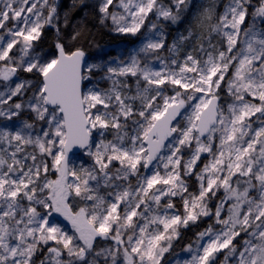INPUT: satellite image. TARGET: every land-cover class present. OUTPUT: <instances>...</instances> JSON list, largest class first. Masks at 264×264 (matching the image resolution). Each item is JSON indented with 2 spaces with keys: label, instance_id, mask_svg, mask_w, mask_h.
I'll return each instance as SVG.
<instances>
[{
  "label": "snow or ice",
  "instance_id": "1",
  "mask_svg": "<svg viewBox=\"0 0 264 264\" xmlns=\"http://www.w3.org/2000/svg\"><path fill=\"white\" fill-rule=\"evenodd\" d=\"M219 4L0 0V264H264V0ZM89 7L138 42L37 51Z\"/></svg>",
  "mask_w": 264,
  "mask_h": 264
},
{
  "label": "rangeland",
  "instance_id": "2",
  "mask_svg": "<svg viewBox=\"0 0 264 264\" xmlns=\"http://www.w3.org/2000/svg\"><path fill=\"white\" fill-rule=\"evenodd\" d=\"M65 2V3H64ZM210 2V0H195V3H200V4H205L207 5ZM63 3L65 6H67L68 4V0H63ZM253 3L255 4V0H253ZM222 6H223V0H220V4L219 7L217 9V11H222ZM87 13L88 10H86ZM83 16V12H78V14L73 17V22H81L79 20V18ZM88 16V15H87ZM154 18V17H153ZM85 23V21H83ZM110 23V22H109ZM190 24H194V21L192 20V16L191 13H189L186 16V19L183 23L179 24V25H171L173 27V29L168 28V42L170 43L172 40V37L177 33V32H182L185 30V28H187ZM105 29L109 32V34H113L116 35L118 37H123L125 38L124 42L119 43L118 45H115L113 47H108V48H102L96 45L95 40L91 39L90 42H88V47L91 49V54L87 55L89 62H94L99 60L100 58H106L108 55L113 54L121 49H127V48H131L133 47L137 42H138V37H132L131 35H122V34H117L113 31L110 30V28H106ZM73 32V27L72 24L70 23L68 27H63L62 26V30H61V34H60V39L64 42V43H68L71 42V34ZM93 42H95L93 44ZM46 54V56L51 57L53 53H48V52H44ZM21 72L19 74L21 79H33V77L31 76V74L29 73H24ZM107 83H102L101 87H107ZM2 90V89H0ZM27 97H22V98H14V100H19V99H26ZM11 103V102H10ZM20 120H31L32 119V115L30 112L28 111H24L21 113V116L19 117ZM0 123H3V121H0ZM109 138H111V136H109ZM72 158V160L79 165L81 161L85 162V163H91L90 158L85 156L83 151L81 150L80 152L70 156ZM50 164V160L48 161ZM51 178H55L54 173L51 175ZM192 182L194 184V178H192ZM222 194V193H221ZM176 206L178 209H180L182 211V204L181 202L177 199L175 201ZM69 206L73 209V210H78L80 206H82V202H80L78 199H74V198H70L69 199ZM55 219L57 220V222L61 223L62 225H64L69 232H71V228L66 226L63 222H61L60 220V216L58 214H55ZM109 243H111V241H109ZM182 249V248H181ZM181 249L177 250L180 251Z\"/></svg>",
  "mask_w": 264,
  "mask_h": 264
},
{
  "label": "trees",
  "instance_id": "3",
  "mask_svg": "<svg viewBox=\"0 0 264 264\" xmlns=\"http://www.w3.org/2000/svg\"><path fill=\"white\" fill-rule=\"evenodd\" d=\"M87 10L89 13L85 20V23L87 24V27L90 31L85 32L84 35H82L76 41L71 40V42L68 43L63 42L67 49L74 50V48L76 47H82L85 50L86 55H90L92 52L91 49L88 47V42H90L91 39L95 40L96 45L102 48L113 47L121 42H124L125 38L118 37L113 34H109V32L105 29V27L99 24L98 19L95 18V12H96L95 8L89 7ZM77 14L78 12L76 13V15ZM185 19L183 20V22L185 21ZM168 28L173 29L171 24H169ZM58 39H60V36L59 37L57 36L54 29L45 28L41 38L37 42H35L37 45V51L42 50L43 52L54 54L56 52L55 43L57 42ZM95 42H93V44ZM206 224L207 221L200 224L199 226H193L186 230L182 229L181 239L175 242L176 243L175 250L177 251L183 248L184 245L188 244L192 240V238H194L195 233L199 231L201 228L205 227Z\"/></svg>",
  "mask_w": 264,
  "mask_h": 264
},
{
  "label": "water",
  "instance_id": "4",
  "mask_svg": "<svg viewBox=\"0 0 264 264\" xmlns=\"http://www.w3.org/2000/svg\"><path fill=\"white\" fill-rule=\"evenodd\" d=\"M81 150L79 149V148H76V147H74L73 149H72V151L70 152V156H72V155H74V154H76V153H78V152H80ZM60 220L62 221V222H64L66 225H68L69 227H71V225L68 223V221H66V220H64V218L63 217H60Z\"/></svg>",
  "mask_w": 264,
  "mask_h": 264
},
{
  "label": "flooded vegetation",
  "instance_id": "5",
  "mask_svg": "<svg viewBox=\"0 0 264 264\" xmlns=\"http://www.w3.org/2000/svg\"><path fill=\"white\" fill-rule=\"evenodd\" d=\"M64 223V222H63ZM65 224V223H64ZM66 225V224H65ZM66 226H68V225H66ZM69 227V226H68Z\"/></svg>",
  "mask_w": 264,
  "mask_h": 264
}]
</instances>
